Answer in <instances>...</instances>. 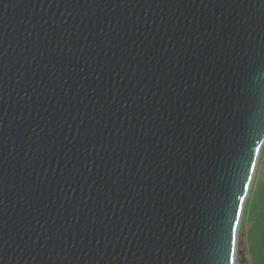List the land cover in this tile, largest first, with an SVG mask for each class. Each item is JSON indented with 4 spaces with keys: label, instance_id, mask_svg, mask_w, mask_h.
Instances as JSON below:
<instances>
[{
    "label": "water",
    "instance_id": "95a60500",
    "mask_svg": "<svg viewBox=\"0 0 264 264\" xmlns=\"http://www.w3.org/2000/svg\"><path fill=\"white\" fill-rule=\"evenodd\" d=\"M264 144V0H0V264H235Z\"/></svg>",
    "mask_w": 264,
    "mask_h": 264
},
{
    "label": "rangeland",
    "instance_id": "374dc122",
    "mask_svg": "<svg viewBox=\"0 0 264 264\" xmlns=\"http://www.w3.org/2000/svg\"><path fill=\"white\" fill-rule=\"evenodd\" d=\"M264 181V144L261 148L248 196L245 200L235 246V264H264V245L257 238L260 226L251 207L256 201L257 187Z\"/></svg>",
    "mask_w": 264,
    "mask_h": 264
},
{
    "label": "trees",
    "instance_id": "16d2710c",
    "mask_svg": "<svg viewBox=\"0 0 264 264\" xmlns=\"http://www.w3.org/2000/svg\"><path fill=\"white\" fill-rule=\"evenodd\" d=\"M256 201L251 207V214H255L259 221L257 238L261 245H264V181L257 187Z\"/></svg>",
    "mask_w": 264,
    "mask_h": 264
}]
</instances>
